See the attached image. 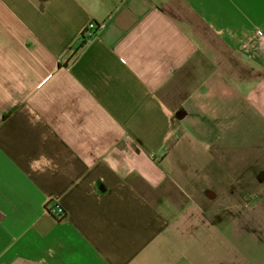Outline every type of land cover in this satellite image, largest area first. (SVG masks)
I'll return each instance as SVG.
<instances>
[{
    "label": "crops",
    "instance_id": "0c3cea01",
    "mask_svg": "<svg viewBox=\"0 0 264 264\" xmlns=\"http://www.w3.org/2000/svg\"><path fill=\"white\" fill-rule=\"evenodd\" d=\"M253 210L264 0H0V264H253Z\"/></svg>",
    "mask_w": 264,
    "mask_h": 264
},
{
    "label": "rangeland",
    "instance_id": "374dc122",
    "mask_svg": "<svg viewBox=\"0 0 264 264\" xmlns=\"http://www.w3.org/2000/svg\"><path fill=\"white\" fill-rule=\"evenodd\" d=\"M253 196H255L253 194ZM255 210H253V213ZM260 211H256L255 214L259 215V219H262L264 221V214H260ZM255 220L253 219V236L251 233H243L241 237V243L243 244H249V239L248 237H253L252 238V245H253V264H264V223L260 225H255ZM247 237V239L245 238ZM255 237H262L263 240L254 243Z\"/></svg>",
    "mask_w": 264,
    "mask_h": 264
},
{
    "label": "built area",
    "instance_id": "2783aa9c",
    "mask_svg": "<svg viewBox=\"0 0 264 264\" xmlns=\"http://www.w3.org/2000/svg\"><path fill=\"white\" fill-rule=\"evenodd\" d=\"M96 29L95 23H90L87 29L83 33V38H90L93 31ZM47 211L51 214L57 221H62L66 218L65 210L57 203L50 202L47 205Z\"/></svg>",
    "mask_w": 264,
    "mask_h": 264
}]
</instances>
